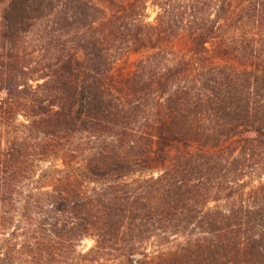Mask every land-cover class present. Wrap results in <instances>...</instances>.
I'll use <instances>...</instances> for the list:
<instances>
[{"label": "trees", "instance_id": "16d2710c", "mask_svg": "<svg viewBox=\"0 0 264 264\" xmlns=\"http://www.w3.org/2000/svg\"><path fill=\"white\" fill-rule=\"evenodd\" d=\"M50 158L75 162L37 177ZM263 162L264 0H0V227L20 210L50 261L87 233V259L154 264L168 227L188 239L156 264H264V182L240 177Z\"/></svg>", "mask_w": 264, "mask_h": 264}, {"label": "rangeland", "instance_id": "374dc122", "mask_svg": "<svg viewBox=\"0 0 264 264\" xmlns=\"http://www.w3.org/2000/svg\"><path fill=\"white\" fill-rule=\"evenodd\" d=\"M147 14V21L154 22L157 16V8L152 3L149 4ZM178 45H182V42L180 41ZM146 54V51H142L139 53L133 52L125 56L118 61L115 71L123 73L132 71L136 62ZM74 162L75 161H73L72 158H68V161L66 162L61 158H50L48 162H42L39 165L36 175L38 177L41 174H52L56 170H62L67 167V163L72 167ZM76 164L77 163H75V165ZM248 171V173H243V175L240 176L243 177L245 183L247 184V191L264 182V162L259 164L255 169H250ZM61 176L65 178V174H61ZM53 181L54 180L51 178H45L40 184H37V186L40 188L44 187L45 189L43 190L45 191H50L53 190ZM95 186L97 185L87 183L85 190L87 191V188L91 189ZM26 199V195L16 196L14 202L11 204V208L22 207ZM36 199H39V205L40 203L44 205V208H40L39 211L48 210L46 204H48V202L50 203L51 200L49 198L44 200L43 197H39ZM215 204V202H212L210 205L214 206ZM19 211H12L11 215L15 220L13 224H9L7 227H0V252H11V259L4 261V264H11L12 257L16 258V264H33L31 261L35 259L37 264H131L126 263L123 258H119L120 254L115 250L107 254L102 253L100 255H88L89 259H87V254L97 244L96 236L87 235V233L83 234L79 240L75 241V247H73L71 251L68 246L63 248V253L65 255L69 251L65 258L56 256L57 261H50L51 257L48 256L49 254L46 249L43 250L42 246L36 247L35 249L34 247H29L26 245L27 238L17 236L23 233L21 229H16L17 227H15V225L18 224ZM44 213L45 212L42 214ZM142 239L143 242L140 243L139 248L142 252H146L149 255V260L155 258L154 264H156L157 262L162 261L160 256L163 251L171 248L176 249L180 243H183L186 239H188V236L181 230L166 227L158 230H152L149 233L142 235ZM10 247L15 248L16 250H12ZM132 258L133 260H137L139 258L147 259L145 255L139 254L132 255Z\"/></svg>", "mask_w": 264, "mask_h": 264}]
</instances>
